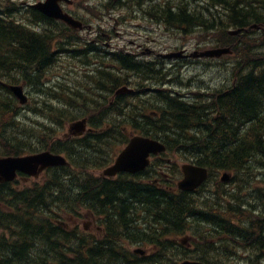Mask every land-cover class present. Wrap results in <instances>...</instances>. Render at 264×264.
<instances>
[{
  "label": "trees",
  "instance_id": "1",
  "mask_svg": "<svg viewBox=\"0 0 264 264\" xmlns=\"http://www.w3.org/2000/svg\"><path fill=\"white\" fill-rule=\"evenodd\" d=\"M136 3L141 5L145 10L143 13L151 20L159 21L168 30L179 31L183 36L195 33L197 26L207 32H216L215 45H229L233 50L234 61L231 64L233 82L228 86L204 93V98L209 101L194 108L184 104L181 96H178L179 93L172 91L171 88L158 85L152 90L145 84H138L135 81L133 85L136 86V92L139 88L144 89V93H136L145 101L144 108L140 105L137 108L122 106L125 103H120L121 95H119L113 103L114 107L103 108L99 116L104 117L106 112L113 110L106 117H112L113 122L121 123L130 130L161 140L167 151L177 152L188 161L207 168L241 172L245 176L242 182L246 184L243 189L248 190L245 197H249L250 192L253 191L255 194L252 199L254 198L255 203L249 206L243 201L245 197L237 193L242 189L238 184L237 186L240 187L235 192L228 191L229 198H225L226 201L221 203L217 201L204 211L203 200L199 203L192 201L193 193L180 190L172 193L159 188L151 180L132 182V179L125 175L122 178L128 180L123 184L120 183L123 180L120 178L117 181H110L94 176L85 171L83 166L90 165L88 167L90 168L106 165L114 155L115 142L128 139V135H125L123 130L119 133V137L115 135L112 137L109 129L96 131L97 138L91 137V139L101 143H95L96 150L93 145H88L89 148H86H93L94 155L95 153L97 155L91 159V156L85 154L87 160L83 157V162L74 159L73 164L79 168L78 173L68 176L66 167L53 168L44 180L51 182L50 184H34L26 188H14L12 183L0 182V203L6 208V210L0 208V227L9 233L8 236L2 233L0 237V264H168L160 258L161 252L168 247H171L170 252L178 258L186 254L208 264H226L222 260L233 258L237 247L244 241L250 242L248 249L254 251L250 253L248 258L251 260L248 261H254L258 253L263 257L260 250V246L264 243L261 232L263 228L258 224L261 221L257 219L249 224L247 230L253 234L245 230L241 232L240 227L234 226V221L238 223L239 216L252 214L254 211L259 213V216L261 214L264 216V195L259 194L263 191L262 189L254 191L250 188L254 183L256 187H262L257 184V180L264 182V179L259 178L252 180V174H257L258 168L264 169V51L257 48L260 44L264 45V29H262L264 0H196L194 3L191 0H137ZM114 5L110 8H114ZM21 12L22 10H15V7L9 5L0 10L2 17H0V72L2 75L7 74L10 83L19 80L15 76H10L13 71H17V75H21L23 79L37 84L45 81V85L50 87H47L46 90L49 91L43 94L48 93L52 97H57L56 92H59V88L49 84L51 77L45 75L42 65L49 63L55 55V51L52 50L53 39L69 28L34 9L22 12L23 16L19 15ZM253 23L260 26L261 35L249 36L254 29L242 32L239 36H231L227 33L228 28H244ZM111 55L110 64L113 73L109 82L117 79L133 62L140 64L142 68L146 66V63L136 61L131 54L116 51ZM99 67L92 69V78L86 82L88 85L83 83L88 89H92V80L97 82V78H100L102 81L101 76L107 66L101 63ZM160 68H164L163 61ZM151 70L154 69L151 67ZM165 77L166 74L159 76L151 74L147 81L161 82ZM3 83H0V155H17L42 149L44 143H40L43 141L39 138L45 135L47 142L53 133L47 128L40 131L33 127L29 128L24 120L20 119L22 118L20 109L15 114H10L9 107L16 110V99L13 98L12 104L9 100H5V95L10 92L7 82ZM30 86L33 84L31 83ZM118 86L120 85L113 87ZM66 89L69 98H71L70 94L82 98V89L76 86ZM212 100L220 104L219 108L209 107ZM117 103L121 105L115 111ZM96 108L99 112L100 106L96 105L94 109ZM94 109L86 110L93 113ZM29 110L34 114L43 113L52 120L68 121L79 117L73 115V112H63V108L58 104L51 105L46 101L39 105L35 103ZM15 116L19 117V121H15L17 128L10 132L5 121L8 117L15 119ZM130 122L134 128L127 125ZM192 133L195 135L191 137V147L199 150V154L181 150V144L186 143L188 134ZM34 136L35 138H31ZM89 141L91 140L86 139L88 144H92ZM57 142L58 140L54 143ZM56 145L59 144L46 145L45 148H54ZM103 149L111 151L107 153L110 155L107 161L105 159L101 162L95 161L99 156L98 153H102ZM151 174L150 171H145L144 177H149ZM69 180L82 181L86 188L79 192L86 191V195L77 197L76 190H73V195L66 197V200L62 201L64 197L59 199L57 190L51 187ZM162 181L164 180L160 176L159 182ZM164 184L168 187L172 186L170 181ZM93 188L98 190L95 194L91 192ZM116 195L123 198L116 199L114 198ZM105 201H108L111 208L106 207L107 209L102 210ZM72 203L88 210L97 209V214L104 218L105 234L102 237L94 239L82 234L72 237L66 232L63 233L64 229L54 221L57 214L53 210L61 204L71 208ZM137 206L143 211V224L147 226L148 232L140 237L139 242H148L159 248L152 255L139 256L121 244L126 236L137 243L138 237L135 236L133 228L125 225L127 222L136 221ZM128 210H130L127 213L130 214V219L125 220L122 216ZM156 212L163 216L162 220L154 216ZM204 214L208 217L206 218ZM131 215L135 216L132 218ZM209 216L215 217L214 223L211 222L216 227L213 231L207 229L204 231L203 228L195 225L191 228L185 223L186 217L195 221L201 218L214 219ZM216 223L219 225L216 226ZM193 228L199 230V233L194 230L193 232L204 241V247L199 246L196 252L181 244L182 237L184 238ZM172 237L176 240L174 241ZM29 246L32 251L27 254L24 249H28ZM207 255L212 257L209 258Z\"/></svg>",
  "mask_w": 264,
  "mask_h": 264
},
{
  "label": "rangeland",
  "instance_id": "2",
  "mask_svg": "<svg viewBox=\"0 0 264 264\" xmlns=\"http://www.w3.org/2000/svg\"><path fill=\"white\" fill-rule=\"evenodd\" d=\"M39 1H42V0H0V5H6L9 2H11L10 4L15 5L16 8L18 9L26 8L25 10L29 11L31 8L29 7L28 4L36 3ZM71 1H72L71 4L64 5L65 10H67L68 12L72 14L77 15L76 17L89 23L91 31L95 32L100 27L104 29L108 27L107 29L110 31H107V33L108 35H111V36L107 37L105 40L106 45H107L106 49H116V50H123V51L137 52V53L143 51L144 55L145 56L148 55V56L145 59H144V56H140L138 59L142 60V62L146 63V65L149 66L150 68L152 67V65H151V61L148 59L150 58L149 55H151L152 52H148L146 50L147 48H154L156 53H169L173 51H178L181 48H186L187 52L189 53L195 49H202V48L206 49L212 46L216 47L215 46V40H216L215 37L217 35L216 32H207L201 29H196L197 31L195 33H192L187 36H183V33L179 31L167 30L165 28V25H163L162 23H156V24L150 23L147 20L148 18L142 17V13L145 10H143L141 5H137L136 3L137 0H121L120 2H115V3H112L114 2L113 0H71ZM191 2L194 3L196 2V0H191ZM112 5H114L113 6L114 9H110ZM139 7L140 9L138 10L139 11L138 12L136 9H138ZM105 15L107 19L104 18ZM143 16H147V15L143 13ZM69 33L73 34L74 32H69ZM92 34L93 33H91L90 35L93 36ZM259 34L261 35L260 31L253 30L249 33V36L252 37V36H257ZM56 41L59 43V46L62 45V47L65 48V51H61L57 49V47L55 46V43H53V48L56 49L55 56H54V62H52L49 66L46 67L45 75L46 76L48 75L51 77L49 84H52L51 86L53 87L59 88V91L62 92L61 96L52 97L51 99L54 102H56L58 105H61L66 102H71V98L70 100H68L66 96V92H67L66 88L68 87L74 88L75 85L80 83L82 80L80 75L83 76L82 69L85 68L84 66H82V62L84 61L92 65L91 69H89V72H92V69L96 68L101 63H104L105 65L106 57L104 53L101 55L100 54L101 52H95L93 54L94 58L88 54L79 55L78 52H75V55H71L69 54L71 49H68V45L65 42H62L59 39H56ZM70 41L73 42V38H70ZM257 48L260 51H264V45L262 46L260 44ZM112 52H115V50H112ZM233 59H234V55L230 54V55H226L225 58H221L219 60L210 59V58H206V59L189 58L187 60H182V59L167 60L165 67L163 69L160 68L158 70V68H155V70H152V74L155 76H159L160 74L165 75L167 73L166 72L167 70H171L172 73L168 74L165 77V80L161 82H157L156 80H154L155 82L151 86H150L151 82H149L148 88L153 87V89H156L158 85H161L160 87H162V85L165 84L164 85L165 87L171 86L174 90L179 91V92L180 91L187 92L188 90L195 92V93H203L207 91L210 92V90L213 91L216 88H221L230 83L231 74H230L229 64L232 63ZM89 61H92V62L90 63ZM78 65H80V69ZM4 74L6 75L5 78L7 81V74L6 73ZM57 77L59 78V80H57ZM104 81L109 83V81H107L106 79H104ZM44 82L41 84L45 85ZM32 84L34 85L35 83H32ZM84 84L88 85L87 83H84ZM129 87L133 88L132 86H129ZM32 88L33 86H29V87L25 86V91L27 92V95L29 97V102L26 103V105L29 107L30 105L35 104V100L39 98L36 96L35 92H33ZM91 88L94 90V86L92 84H91ZM64 91H65V95H64ZM87 94H88V97L86 98L83 107H77L78 104L74 103L72 107L68 106V112L70 113L73 112V115H78L79 113H86V112L87 114H91L86 109L91 110L90 107L94 108L99 103V101L93 99L89 93ZM196 97L197 96H195V98ZM133 103L134 102L131 101L129 102V105H132ZM144 104L146 103L141 104L142 108H144ZM188 105L195 108V107L204 105V103L194 101ZM209 107L213 108L212 106H209ZM21 108H22L21 111L23 113V116L20 119H24L23 122L27 123V125L30 127L31 120L35 119L36 116L30 110L27 111L26 106H21ZM96 109L94 110V112L96 111ZM31 138H35V136ZM114 147H115L114 151H116L117 147L116 146ZM90 153L92 155V151ZM172 158H175L176 162L174 163V166L178 168L181 163L187 162V159L183 155L177 152H174ZM95 161L101 162L102 158L98 156L95 159ZM219 174H220L219 172H217L216 174H213L210 182H213V183L217 182V179H219L220 177ZM40 175H38L36 178L18 177V183H16L14 186H20L19 188H21V187L28 186V185L30 186L33 182L42 183L41 180L43 179V177ZM257 175L258 176L264 175V170H262L260 174L257 173ZM177 176L179 178L180 175H177ZM240 177L244 178L243 175H240L237 177V179ZM252 180L254 181L255 177H252ZM237 182H238L237 184H240L242 186V189L238 191L237 193L240 194L241 197H245L247 195L248 190L247 189L244 190L243 187L246 184L242 181H237ZM257 184L262 186V189H264V182H258L257 180ZM253 185H254V188H257L255 186V183ZM211 186H213V184H211L208 187H211ZM222 187L224 191L226 190L230 191V189H232L234 186L232 187V184L229 185L228 183L226 185H222ZM236 190L237 188L234 187L231 190V192L233 193ZM254 194L255 193L252 191L250 192L249 197H245V198H249L252 203H255L254 200L252 199V196ZM68 196H70L69 192L65 191L64 197H68ZM226 198H229V197L226 196ZM211 204L212 203L209 202V205ZM207 209L209 208H206L204 210H207ZM67 211L68 212H64L66 213L65 218H64L65 221H66V218L69 219L71 217L72 222L70 223H76L78 228L81 229L82 231L89 230L94 234L96 233L95 234L96 237L100 235V231L94 227V224L90 219V215H87V213L83 209H80L77 206H75V209H70ZM143 221L144 220L142 219L136 223L138 226H140L143 224ZM85 224H86V228H85ZM209 226L210 225H205V226L203 225L201 226V228L205 229V228H209ZM202 232L204 231H201V233ZM185 235L188 236L189 239H192L193 243L198 244L201 247L202 245H204V241L200 239V237L196 236L195 233L192 234V231L186 233ZM244 242H243L242 247L240 246L242 250L239 247H237L236 253L234 254L233 258L224 259L222 261L226 262V264H264V258H262L259 255V253H258V257L254 258V261H251V262L248 261V260H251V258H248V253L245 251L246 246ZM126 245L128 246L129 250H132L139 246H141V248L146 249L145 252H148V253L149 251L154 250L153 247H149L146 245H144L143 247L142 245L136 244L132 241H129ZM190 246L191 244L189 243L187 247L190 248ZM24 251L25 253L28 254L32 250L30 249V246H29L28 249L26 248L24 249ZM253 252L254 251H252V253ZM207 256L209 258L212 257L210 255H207ZM160 258L162 260L167 261L168 264H177L178 262L184 259H191V257L186 254H182V257L178 258L177 256L174 255V253H171L170 250L168 251L163 250L161 252Z\"/></svg>",
  "mask_w": 264,
  "mask_h": 264
},
{
  "label": "flooded vegetation",
  "instance_id": "3",
  "mask_svg": "<svg viewBox=\"0 0 264 264\" xmlns=\"http://www.w3.org/2000/svg\"><path fill=\"white\" fill-rule=\"evenodd\" d=\"M71 32H74V31H71ZM105 32H103L102 34L108 36V33L107 32L105 33ZM91 33H93L92 35L94 37L90 35ZM73 34H76V33H73ZM81 34H83L86 37H76L75 39H73V42H71L69 38L64 37V38L61 39V41L62 42H65L68 45V49H71V52H69V54H71V55H75V52H80L82 50L90 51L92 49L100 50L101 51V53H100L101 55H102V53H104L105 54V57H106L105 58V65L107 67L105 68L104 74L102 73V76L101 77L103 78L102 80L106 79L108 81L111 78V72L113 70V68H111L112 65L110 64V58L112 56L111 53H112V50L113 49H106V47H107L106 41H105L106 39L103 38V37H101L99 35V33L97 32V30L95 32L94 31H91V29L89 27V29H87V31H82ZM88 36H90V37H88ZM84 41H86V42H84ZM79 45H81V46H79ZM72 46H77V47H74L73 48ZM59 50L65 51V48L62 47V45H61L60 48H59ZM146 50L148 52H152L155 55V49H149V48H147ZM142 53H144V52L143 51H141L139 53L134 52V54H136V56L134 58H139ZM140 61H142V60H140ZM52 62L53 61L51 59V61L49 63L43 64L42 65V68L45 67V69H46V67L49 66ZM151 62L155 63V60L154 59H151ZM10 74H11V76H13V74H18V73H17V71H13ZM82 74H83V76L80 75L81 79L87 78V77H91L93 73L89 72L86 68H83L82 69ZM151 74H152V70L136 69V68H131V69L125 68L123 70V72H122V76L125 77V79H126L125 81L126 82H130L129 78H132L134 76H138V77H149ZM0 77H5V75H2V73L0 72ZM81 81H82V83H78L77 84L79 87H81L83 85V83H84L83 80H81ZM145 82H147L149 84V81H145ZM21 83L22 84L26 83L25 79H22L21 80ZM110 84H111L110 82L108 84L106 82L105 85H102L100 83V88H101V90H103V89L105 90V100H106V102H111L109 104L113 108L114 107V104H113V100H112V95H111V93L109 95H107V92H106L107 90H111L110 89V87H111ZM147 87H148V85H147ZM149 88L150 89H153V87H149ZM140 90H141V88L138 89L137 92L135 91V93L138 94L140 92ZM100 93H102V91H100ZM137 94H134L135 97H132V98L133 99H136ZM127 95L128 94H122L121 95V98L119 99L120 102H121V104L122 103H125L124 105H122L124 107L125 106H130L129 103L126 101ZM196 99L197 98H193V99H189V100L195 101ZM117 108H118V105L115 104V110ZM87 120H86V122H87V124L89 126H91L90 123L93 122V124L94 125H97V127L91 126V128H92V131L91 132L85 131L83 134H79V135L66 134V138H71V139L68 140L67 142H60V143H58L59 145L54 146V148H56L58 151H60L61 154H63L66 158L67 157L70 158L71 165L69 167H67V170H66V172H68V176L74 175L75 173H78L79 172V168H77V166H75V164H73L74 163L73 162L74 159H83V157H85L86 155L87 156H91V159H93L94 156L96 155V154L94 155L92 149L86 148V147L95 145V143H97L95 141V139L97 138L96 137V133H97L96 131H102V130L109 129L110 132H111L110 134H112V136H113V135L119 134L122 131V128H123V125H121V123H118L116 121L113 122V120H108V119H99L98 120V119H92V118L87 119ZM100 122H102V124H100ZM128 126L131 127V128H134V126H133L132 123H130V125H128ZM109 136H111V135H109ZM91 137L92 138H95V139L92 140V139H90ZM86 139L91 140L89 142H91L92 144H88L86 142ZM128 140L129 139L123 140L121 142V145L122 146L126 145V143L128 142ZM70 143H71V145H70ZM99 143H101V141ZM99 143H97V144H99ZM100 146H104V145L103 144H100ZM86 150L89 151V152H87ZM95 150H96V148H95ZM91 151H92V155L90 153ZM104 152H105V150L103 149V152L100 153V155H103ZM85 159H86V157H85ZM83 167L85 168L84 170L87 171V172H89V173L96 172L97 171V168L96 167H90V168H88L89 166H83ZM166 167H167V164L164 161H159V160H157L155 158H150L149 166L146 167L145 169H141L142 171H139L138 172L140 178L137 181H139V182L144 181V172L145 171L149 172V171H152L155 168L164 169ZM98 173L100 175L103 174L101 172H98ZM17 175L20 178H26L27 177V176H24L22 173H17ZM118 176L119 175H117L116 178H118ZM110 179H111L110 181H113L112 178H110ZM130 179H132V181H133V180H136L137 178L131 177ZM127 180L128 179H125V180L123 179L121 182L120 181L119 182L121 184H123V183H126ZM15 184H16V182L13 183V185H15ZM211 184H213V186L208 187ZM219 184L224 185V183L220 179H217V182H215V183L210 182V181L207 182L205 184V186H204L205 189L203 190L204 197H207L210 194V192L206 193V191L213 190ZM53 186L56 187V189H58L59 194H60V198H63L64 197L65 191L69 192V194L71 196L74 193L73 190L74 191L76 190V193H77L76 196L77 197L84 196L87 193L86 191H84L83 193H80L79 192L81 189L86 188L85 184L82 181H80V182H73V181H70L69 180V181H67L65 183H61V184L59 183V184H56V185H53ZM199 187H200V185L197 186L195 189H198ZM93 189L91 190V192H93L95 194V192L98 191V190H96L95 188H93ZM163 189L168 190V191H170L172 193H174L176 191L174 188H171V187H168V186L163 187ZM200 194L201 193H198V192L193 193V195H192V201L193 202H198V201L202 200L203 198L200 197ZM114 198L121 200L123 197L120 196V195L119 196L116 195ZM64 199H67V198L64 197ZM91 204H92V202H91ZM103 204L104 205L101 207L102 210L103 209H107L106 207H108V208L110 207V204H108V201L103 202ZM119 205L120 204L118 203V206ZM141 208H142V205H141ZM141 208L139 206H137V208L135 209V210H137L136 218H138V216L142 214L141 212H143V211H141ZM129 212H130V210H128V212L125 211L124 215L122 216L123 219H125V220H127V218L130 219V214L129 215L127 214ZM125 214H127V217H126ZM87 215H90V219L93 222L94 227L97 230H99L100 231V235L103 236L105 234V225H104V218H103V216L102 215H97V209H94V208L90 209L88 211ZM133 216H135V215H131L132 218H133ZM154 216L157 217V218H160L161 220L163 219L162 218L163 216L160 215V213H158V212L154 213ZM61 217L63 219L65 218L64 207H63V212L61 214ZM62 218H61V223L64 226V232L63 233L66 232V233L72 235V237H75V236H78L79 234L80 235L82 234V235H85V236H87L89 238H91V237L92 238H96V235H95L96 233L94 234V233H92L89 230L88 231L87 230L82 231L81 229L78 228V226H77L76 223H70V222H72V220H71L72 218L71 217L68 219V221H64ZM141 219H143L142 216H141ZM125 225H130L131 228H133L134 233L136 234L135 236L138 237V238H140L141 236H144V235L148 234V232L146 230V227L147 226L145 224H142V225L138 226L136 222H127V224H125ZM85 228H86V224H85Z\"/></svg>",
  "mask_w": 264,
  "mask_h": 264
},
{
  "label": "water",
  "instance_id": "4",
  "mask_svg": "<svg viewBox=\"0 0 264 264\" xmlns=\"http://www.w3.org/2000/svg\"><path fill=\"white\" fill-rule=\"evenodd\" d=\"M59 0H45L35 4L45 15L53 18H58L73 27H80V23L75 20L71 15L63 12L58 4ZM70 2V0H65ZM257 27L256 25H254ZM241 29L229 30L230 34H236ZM228 47H217L200 51L199 56H220L221 54L228 53ZM181 54L168 53L164 56L172 57ZM11 90L20 99L25 100L20 86H12ZM85 121L80 120L72 124L76 128V133L82 130ZM164 150V145L157 140L143 137L133 136L129 143L118 153L114 163L103 170V174L113 175L117 171H130L136 172L143 169L148 163V155L150 153H158ZM65 163V159L61 155L52 154L49 151H43L35 154H28L24 156H4L0 157V180H11L14 178L16 171L25 172L28 174L36 175L37 172L43 168L51 165H58ZM183 178L178 182V187L183 190H193L198 186L206 177V169L193 164H183L182 166ZM227 176L223 175L222 179ZM141 252L140 250H136ZM182 264H201L199 262L185 261Z\"/></svg>",
  "mask_w": 264,
  "mask_h": 264
},
{
  "label": "bare ground",
  "instance_id": "5",
  "mask_svg": "<svg viewBox=\"0 0 264 264\" xmlns=\"http://www.w3.org/2000/svg\"><path fill=\"white\" fill-rule=\"evenodd\" d=\"M32 9H34V10H36L37 12H39V9L38 8H36V7H33V8H31V11H32ZM111 9V8H110ZM137 10V9H136ZM27 12V11H26ZM24 13V12H23ZM22 12L21 13H19V15H21V16H23L22 14H23ZM71 16L75 19V20H77L79 23H80V26H81V28H82V31H87V29H89V26L88 25H86L85 24V21L84 20H82V19H80V18H78V17H76L77 15H75V14H72L71 13ZM1 17V16H0ZM2 18V17H1ZM105 19H107V17H106V15H105V17H104ZM196 29H201V28H199L198 26L196 27ZM74 29H73V27L71 26V27H69V29L68 30H61V31H64V33H62L61 35H59L57 38H55V39H53V43H55V46L57 47V49H59L60 48V46H59V43L56 41V39H59V40H61L62 38H64V37H67V38H73V39H75L76 37H81V36H79V35H77V34H70L69 32H71V31H73ZM202 30V29H201ZM69 33V34H68ZM74 33H75V31H74ZM82 37H86V36H82ZM88 37H90V36H88ZM94 37V36H93ZM102 43V42H101ZM72 47H77V46H72ZM52 50H54V51H56V49H54L53 48V45H52ZM71 52V51H70ZM55 56V55H54ZM140 56H144V59L148 56H145L144 55V53H142ZM134 59H136V61H139V62H142V61H140V59H138V58H134ZM52 61L54 62V57L52 58ZM152 65V64H151ZM126 68H129V69H131V68H136V69H145V70H151V68L149 67V66H145L144 68H142L141 67V65L140 64H138V63H136V62H133L131 65H129L128 67H126ZM44 71H45V67H44ZM112 73H113V70H112V72H111V76H112ZM13 76H15V77H17V78H19V80H18V82H21V80L23 79L22 78V76L21 75H17V74H13ZM232 74H231V79H232ZM5 77H0V83H3L4 81H6L5 79H4ZM92 78V76L91 77H87V78H83L82 80L84 81V83H86V82H88L90 79ZM129 78V77H128ZM111 79V78H110ZM147 79H148V77H138V76H134V77H132V78H129V80H130V82H126L125 80V77H123L122 76V74L117 78V79H113V80H111L110 81V89L111 90H107L106 92H107V95H109L110 93H111V95H113V93H118V94H120V95H122V94H128L127 95V99H126V101L129 103V102H134L132 105H130V106H132L133 108H135V107H137V105H140L141 106V104L142 103H145V101L144 100H142L138 95H137V97H136V99H133L132 97H135L134 96V94H132L131 95V93H128L127 92V88L129 87V86H132L133 87V89H134V91H136V86L135 85H133V83L136 81V83H143V84H145L146 86L148 85V83L147 82H145V81H147ZM100 82H99V81ZM98 80H97V82H93V80H92V82H91V84L94 86V90L93 89H88L84 84L81 86V87H79L78 85H75L76 87H78V88H80V89H82V90H84V91H86L87 93H89L90 94V96L93 98V99H95V100H97V101H99V102H104V101H106L105 100V90L103 89V90H101V88H100V83L102 84V85H105L106 84V82L105 81H101V79L100 78H98ZM25 81H26V83H24L23 85L24 86H27V87H29L30 86V84H31V81L30 80H26L25 79ZM7 86H10V85H12V84H14V83H10V80L9 79H7ZM32 83H34V82H32ZM4 84V83H3ZM107 84H108V82H107ZM154 83H152V84H150V86L151 85H153ZM114 85H120V86H118L117 88H114L113 86ZM47 87H50V86H48V85H44V84H37V83H35L34 85H33V88H32V90H33V92H35V94H36V96L37 97H39L40 98V100H39V98H37L35 101H36V104H41V103H44L45 101H46V103H49V104H51V105H56L57 103L56 102H54L53 100H51L52 99V95L51 94H48V93H45V94H43L44 92H48L49 90H46L47 89ZM140 89V88H139ZM152 90H154V89H152ZM100 91H102V93H100ZM50 92H52V90L50 89ZM61 93L62 92H57V95L58 96H61ZM142 93H144V89L143 88H141V90H140V92L138 93V94H142ZM179 93V95L178 96H181V100H183V102H184V104H186V105H188V104H190V103H192V102H194V101H192V100H189L188 98H185V97H183V96H185V94H183V92L182 91H180V92H178ZM42 95V96H41ZM64 95H65V92H64ZM64 95H63V97H64ZM206 97V96H205ZM5 100H9L10 101V104H12V102H13V98L15 99V97H14V95L13 94H11V93H8V94H6L5 95ZM197 99L195 100L196 102H200V103H206V101L208 100H206L205 98H204V93H201V94H199L197 97H196ZM60 99H61V97H60ZM113 100V99H112ZM209 101V100H208ZM207 101V102H208ZM170 102H172V100L170 101ZM114 103V102H113ZM121 103V102H120ZM15 109L16 110H14L13 108H11V107H9V106H6V107H9V110H10V114H15L16 112H18V110L20 109V106L18 105V103L15 101ZM118 105V104H117ZM119 105H121V104H119ZM119 105H118V107H119ZM219 105L220 104H218L217 102H215L214 100H212V102L209 104V106H212L213 108H219ZM116 111V110H115ZM115 111H114V113H115ZM22 116H23V113H22ZM16 118L15 119H13V118H9L8 117V119L5 121V123H6V125H7V128H8V131H10V132H13L16 128H17V125H16V122L15 121H19V117H17V116H15ZM24 118V117H23ZM36 118V117H35ZM46 118H47V116H45L44 114H42L40 117H39V119L41 120V121H45L46 120ZM92 119H104V118H102V117H97V118H93V117H91ZM88 119H90V118H88ZM88 121V120H87ZM103 122V121H102ZM102 122H100V124H102ZM131 123V122H130ZM130 123H127V125H130ZM8 125H9V127H8ZM90 125L91 126H95L94 124H93V122H91L90 123ZM91 126H89L88 124H87V122L85 123V127L80 131V133L79 134H83L85 131H87V132H91L92 131V128H91ZM95 127H97V125L95 126ZM189 129V128H188ZM191 129V128H190ZM185 130H187V129H185ZM192 135H195V134H188V136L187 137H189V138H187V142L186 143H184V144H181V150H185V151H187V153H196V154H199V150H196V149H193L191 146H192ZM144 137H147V135H145L144 134ZM149 138H151V139H154V140H157L158 141V139H156V138H154V137H152V136H149ZM91 139V138H90ZM129 141L130 140H128V142L126 143V145L129 143ZM126 145H124L123 147H125ZM164 148H165V146H164ZM159 152H161V151H159ZM149 163H150V158H148V163H147V165L143 168V169H145L146 167H148L149 166ZM57 170V169H56ZM239 174H241V172H239ZM238 173H237V175L238 176H240ZM238 176H230V175H228L227 176V178H226V180L228 181H224V180H221L223 183H224V185H226V184H228L229 183V185L230 184H232V187L234 186L235 188H238V187H240V186H237L238 184V179H237V177ZM62 181V180H61ZM60 182V181H59ZM200 185V184H199ZM198 185V186H199ZM197 187V186H196ZM195 187V188H196ZM250 188L252 189V190H254V191H259L261 188H259V187H257V188H254V185L253 186H250ZM231 190V189H230ZM208 192H210V194L207 196V197H204V192L203 193H201L200 194V197L201 198H203L202 200H203V206H204V209H206V208H209L210 207V205H209V202H211L212 204L213 203H215V202H217V201H219L220 203L223 201L222 199H224L225 200V198H226V196H228V190H226V191H224V189H223V187H222V184H219V185H217V187H215L213 190H208V191H206V193H208ZM200 198V199H201ZM205 200V201H204ZM201 201V200H200ZM200 201H198V202H194V203H199ZM204 211H206V210H204ZM252 214L254 215V216H259V213H257V212H252ZM193 215V214H192ZM204 216L207 218L208 217V215H205L204 214ZM209 217H214V216H209ZM206 218H201L200 220H198V221H195V220H192V218H188V217H186V221H185V223H187V225L189 226V227H191L192 228V226L193 225H195V226H198V227H201V226H205V225H209V224H211V222L212 223H214V221H215V217H214V219L213 220H206ZM190 223V224H189ZM264 223V222H263ZM192 230H194L196 233H199V230L198 229H195V228H193ZM204 231H205V229H204ZM249 234H253V233H249ZM128 239V240H127ZM129 240L131 241V239L129 238V237H126V239H124V240H122L121 241V244L123 245V247H125L127 250H129L128 249V246L126 245L128 242H129ZM134 240H136V239H134ZM140 241V238H137V242H139ZM245 243V246L246 247H250V242H244ZM170 248L171 247H168L167 248V250H170ZM114 249V248H113ZM112 254V253H111ZM120 257V256H119ZM118 257V259H120ZM122 260V259H121ZM119 261V260H118ZM115 262H116V260H115ZM124 262V261H123ZM113 264H115V263H113ZM119 264V263H118ZM123 264V263H122Z\"/></svg>",
  "mask_w": 264,
  "mask_h": 264
}]
</instances>
